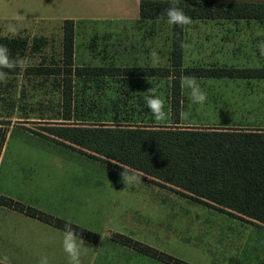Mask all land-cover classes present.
<instances>
[{
    "label": "rangeland",
    "instance_id": "374dc122",
    "mask_svg": "<svg viewBox=\"0 0 264 264\" xmlns=\"http://www.w3.org/2000/svg\"><path fill=\"white\" fill-rule=\"evenodd\" d=\"M4 2L6 0H0V9L5 8ZM11 2L12 11L25 19L0 22V37L28 40L29 49L22 58L17 59L22 66L50 64L60 59L64 18H79L74 48L76 65H167L171 62L172 19L125 22L104 16H97L99 18L94 20L82 18L88 15L85 11L90 10L89 7L98 0ZM96 13L94 15H102ZM241 21L186 19L183 44L185 65H225L219 63L216 55L210 54L206 42L199 41L197 47L192 42L197 33L204 39L210 36L209 41L215 46L217 39L214 37L221 32L195 31V24L219 25ZM244 22L264 23V20ZM117 23L123 25L118 26ZM41 36H47L48 40L41 48L33 50L35 40ZM252 39L264 41V32H253ZM211 48L216 50L215 47ZM6 54L8 50L0 47V60ZM53 78H25L28 84L26 95L21 92L17 95L20 98L18 103L24 107L18 103L15 105V90L11 91L13 86L9 89V77L0 79V128L8 137L0 174V190H9L25 202L35 201L22 190L13 192L7 181H1L9 155L16 150L44 149L75 153L78 156L71 155L72 158L66 159L67 165L98 168L99 174L92 173L103 182L96 189L91 202L85 205L79 201L71 216L76 224L101 234L104 238L100 245L126 249L122 255L114 256L119 257L120 261H129L130 264H170L121 243L119 234H122L192 264H264V228L148 179L127 175L128 172L87 153L79 154L81 151L77 148L49 140L45 126L49 121H57L56 115L59 114V88ZM168 86V80L163 78L138 79L134 81V88L127 99L120 82L115 79L105 77L98 81L86 77L74 81L72 96L74 105L82 109L78 114H85L86 118L125 120L134 115L138 119L143 116L157 123H167ZM183 90V125L264 127V79L190 78L185 80ZM13 102L15 106L11 105ZM115 103L122 109L120 114L115 115ZM21 137L33 138L34 142L17 143ZM87 177L90 178L76 174L77 180ZM92 179L94 181L93 176ZM89 185L83 182L80 189L93 187ZM64 210L69 212L72 207L65 206Z\"/></svg>",
    "mask_w": 264,
    "mask_h": 264
},
{
    "label": "trees",
    "instance_id": "16d2710c",
    "mask_svg": "<svg viewBox=\"0 0 264 264\" xmlns=\"http://www.w3.org/2000/svg\"><path fill=\"white\" fill-rule=\"evenodd\" d=\"M140 20L172 19V55L167 65H76L74 63L75 20L64 19L61 55L50 64L29 66L32 72L53 76L59 88L57 121L45 126L49 140L77 148L136 177L148 179L228 215L264 228V127L188 126L182 124L184 83L190 78H264V67L234 65H185L183 44L186 19H264V2L213 0H141ZM0 47L23 56L26 38L0 37ZM47 39L38 38L33 50ZM120 82L129 99L138 79L168 80L167 123L134 115L129 119H92L78 114L73 102L76 79ZM125 98V100H127ZM121 101H118L120 103ZM119 105V104H118ZM115 106V115L122 109ZM105 110L107 108H104ZM103 110H101L102 112ZM5 140L0 130V151ZM2 203L25 211L91 240L98 233L35 207L2 196ZM119 241L170 264H192L156 248L119 234ZM0 264H5L0 262Z\"/></svg>",
    "mask_w": 264,
    "mask_h": 264
},
{
    "label": "crops",
    "instance_id": "0c3cea01",
    "mask_svg": "<svg viewBox=\"0 0 264 264\" xmlns=\"http://www.w3.org/2000/svg\"><path fill=\"white\" fill-rule=\"evenodd\" d=\"M213 1L264 2V0ZM10 2L11 0H6L4 2L5 8L0 9V22L19 20V18L25 19L18 17L16 11H12L10 8L12 2ZM140 2L141 0H98L95 5L89 7L90 10L85 11L88 15L81 17L94 20L99 18L97 16H104L103 18L111 20L135 22L140 20ZM57 5V8H59V1ZM54 11L56 12V10ZM95 12L102 15H94ZM78 19L74 18L75 41L77 35L76 22ZM252 19L254 18H240L235 20L243 21L219 25L195 24L193 26V30L195 31L219 30L221 33L214 37L217 39L215 46L210 43V36H208L209 39H204L203 36L195 33L192 41L193 45L197 47L200 45L199 41L206 42L210 54L216 55L219 63L225 65L264 67L261 64L264 63V41L252 39L253 32H264V23L244 22L245 20ZM117 25L122 26L123 24L117 23ZM41 38L48 40L47 36H41ZM211 47H215L216 50H212ZM6 55V57L0 60V79L9 77L11 80L9 89L13 86L11 91L13 90L14 92L15 90L14 100L16 101V105L20 99L17 95L20 92L26 95L28 84L27 80H24L25 78L36 76L37 79L42 77L44 80H50L51 76L45 73L29 71L27 69L29 66H22L18 62V58H22L23 56H18L12 50H8V54ZM11 59L12 61H10ZM257 62V65L254 64ZM11 105L15 106L14 102ZM18 105L21 106L19 103ZM21 107L24 106L22 105ZM7 142L8 137L5 135V140L0 151V174L6 155ZM29 142H34L33 138L31 140L30 138L21 137L17 140V143L22 144ZM79 154L82 155L84 153L80 152ZM71 155H75V153L44 149L35 151L16 150L9 155L5 168L6 172L1 176V181L3 183L7 181L13 192L22 190L35 201L25 202L24 199L19 196L16 197L9 190H0V262L5 264H130L129 261L124 263L123 260L120 261L119 257H114L115 255H122L127 250L120 247L100 245L104 237L99 233L97 240H91L2 203L1 197L7 196L26 206L35 207L76 224V220L71 216L75 211L74 206L78 205L79 201L82 204L84 202L85 205L91 202L96 189L102 185L103 181L99 180L92 173L99 174L98 168L68 166L66 159L72 158L73 156ZM76 174H83L90 176V178L77 180ZM127 175L131 174L128 173ZM83 182L93 187L82 190L80 188L83 186ZM93 182L94 185H92ZM65 206L72 207V210L66 212L64 210Z\"/></svg>",
    "mask_w": 264,
    "mask_h": 264
}]
</instances>
